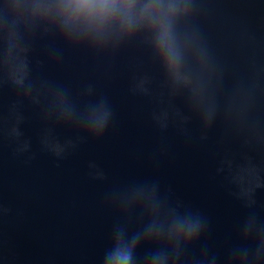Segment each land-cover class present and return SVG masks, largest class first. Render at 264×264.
<instances>
[{"label": "clouds", "instance_id": "clouds-1", "mask_svg": "<svg viewBox=\"0 0 264 264\" xmlns=\"http://www.w3.org/2000/svg\"><path fill=\"white\" fill-rule=\"evenodd\" d=\"M264 5V0H259ZM214 0H0V144L30 164L38 153L57 164L112 131L115 108L97 79L73 84L60 73L69 56L104 75L129 49L143 53L127 91L147 99L161 141L153 168L168 155L169 131L207 145L218 132L214 178L241 214L223 242L207 212L156 173L110 178L97 160L89 180L103 185L100 208L110 222L97 264H264V62L243 22L232 56L213 42ZM34 127V134L26 131ZM11 209L0 202V218ZM14 254L0 251V264Z\"/></svg>", "mask_w": 264, "mask_h": 264}, {"label": "water", "instance_id": "water-1", "mask_svg": "<svg viewBox=\"0 0 264 264\" xmlns=\"http://www.w3.org/2000/svg\"><path fill=\"white\" fill-rule=\"evenodd\" d=\"M207 28L228 57L231 41L243 22L256 36L258 58L264 62V5L259 0H214ZM143 53L129 49L105 76L85 57L69 56L60 75L73 84L95 78L115 108L112 131L99 144H84L58 164L47 154L25 165L0 144V202L11 211L0 218V251L14 254L11 264H97L106 242L110 218L99 206L103 185L86 175V162L97 160L110 178L156 173L176 193L203 208L210 217L212 238L223 242L241 214L239 206L214 178L213 153L217 131L207 145L188 144L169 131L168 155L155 168L150 155L161 141L151 126L152 104L128 93V81L142 65ZM7 93H0V102ZM34 134V127L26 129ZM257 198L264 201V190Z\"/></svg>", "mask_w": 264, "mask_h": 264}]
</instances>
